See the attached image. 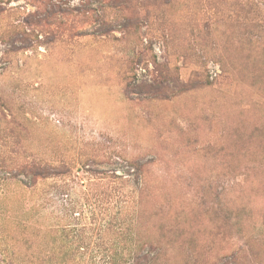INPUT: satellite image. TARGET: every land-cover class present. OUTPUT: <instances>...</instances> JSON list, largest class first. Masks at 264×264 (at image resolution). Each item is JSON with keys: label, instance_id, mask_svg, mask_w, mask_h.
Wrapping results in <instances>:
<instances>
[{"label": "rangeland", "instance_id": "rangeland-1", "mask_svg": "<svg viewBox=\"0 0 264 264\" xmlns=\"http://www.w3.org/2000/svg\"><path fill=\"white\" fill-rule=\"evenodd\" d=\"M0 264H264V0H0Z\"/></svg>", "mask_w": 264, "mask_h": 264}]
</instances>
